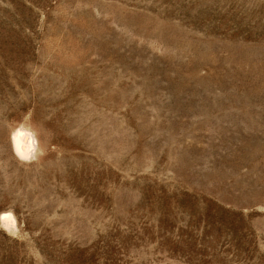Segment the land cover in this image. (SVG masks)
Segmentation results:
<instances>
[{"label":"rangeland","instance_id":"obj_1","mask_svg":"<svg viewBox=\"0 0 264 264\" xmlns=\"http://www.w3.org/2000/svg\"><path fill=\"white\" fill-rule=\"evenodd\" d=\"M0 217V264H264V0H0Z\"/></svg>","mask_w":264,"mask_h":264},{"label":"clouds","instance_id":"obj_2","mask_svg":"<svg viewBox=\"0 0 264 264\" xmlns=\"http://www.w3.org/2000/svg\"><path fill=\"white\" fill-rule=\"evenodd\" d=\"M12 150L21 161H33L44 154L38 133L28 124H20L10 134Z\"/></svg>","mask_w":264,"mask_h":264},{"label":"snow or ice","instance_id":"obj_3","mask_svg":"<svg viewBox=\"0 0 264 264\" xmlns=\"http://www.w3.org/2000/svg\"><path fill=\"white\" fill-rule=\"evenodd\" d=\"M0 219H2V217H0Z\"/></svg>","mask_w":264,"mask_h":264}]
</instances>
